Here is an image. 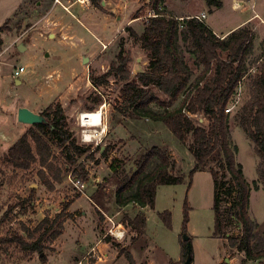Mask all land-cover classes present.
Returning <instances> with one entry per match:
<instances>
[{"label":"rangeland","instance_id":"374dc122","mask_svg":"<svg viewBox=\"0 0 264 264\" xmlns=\"http://www.w3.org/2000/svg\"><path fill=\"white\" fill-rule=\"evenodd\" d=\"M49 1L41 0L42 3L39 5L36 3L37 0H24V2L23 0H0V26L9 20L5 31L2 32L1 51L6 49L0 53V129L5 135L9 133L11 139H14L10 141L12 143L24 128L27 131L30 126H24L17 120L20 102L25 101L28 104L29 100L35 99L36 103L32 106L40 110L50 103L59 102L66 108L68 127L73 136L81 144L92 145L90 152L94 150L92 158L82 157L78 162L84 165V170L87 172V180L83 189L87 198L71 182L72 178H77L72 174L75 167L64 166V158L56 144L52 146L51 160L62 169V181L56 184L52 191L43 185L38 176L37 172L41 169L38 163L32 164L28 170L14 168L3 162L4 153L1 152V148L0 238L19 231L22 224L31 231L45 216L52 218L58 212H64L69 217L65 219L67 228L59 240L58 250L60 252L56 258L57 263L61 264L68 255L74 252L73 238H76L78 234L74 224L80 218L79 211L68 212L67 209L70 203L81 196L75 202L74 207H79L78 210L82 209L85 212L83 216L86 218H94L93 230L97 236H103L107 232L112 225L111 221L114 225L121 224L125 230V235L121 240L106 234L107 240H105L109 251H106L104 260L100 264H129L122 253L124 250L133 251L136 264H183L181 258L184 251L183 243H185L183 235L188 236L191 264H219L225 262V259L229 260L228 264H264V258L253 261L244 259V253L230 248L226 238L213 235L212 174L208 169L195 171L188 188L187 175L195 163L188 149L189 142L180 143L160 122L133 115L131 107L121 97L120 90L123 82L119 78L110 76L108 83L96 87L97 89H94L91 84V76L106 72L110 63L120 52L130 53L131 74L146 68L148 64L146 53L142 50L140 41L130 36L126 29V21L139 11L142 16L135 18L138 21L128 26L141 33L143 23L150 15L149 0H132L133 4L128 3L131 12L119 6L129 0H104L108 1L109 5L105 2L102 4L103 0H100V7H95L91 3L87 7L82 6L75 0H61L66 9L60 5L53 9V0ZM222 1L223 6L218 11L214 9L219 8L207 6L205 0H165L163 8L172 16L178 13H186L187 17L204 14V18L201 17L202 20L213 28L214 18L218 17L220 23L215 24V27L217 30H224L230 23L238 20L242 12L236 13L232 10L231 0ZM134 6L138 8L135 14L132 12ZM108 8H113L112 12ZM248 8L244 9L245 15ZM85 14H89L97 24L106 23L104 33L99 37L102 41L95 39L92 33L81 26L77 20V18L82 20V15L85 16ZM62 30L65 31L64 35L61 34ZM55 32L59 39L66 42L64 44L68 48L64 54L63 49L60 50V58L56 57L59 42L50 40L54 38ZM33 34L37 39L29 42L27 50L24 51L23 48L19 51L16 44L29 41ZM80 35L85 42L96 44L97 47L90 50L82 46L80 48L78 45L81 42ZM257 36L262 40L256 47L253 43L252 51L247 57L249 74L254 72L252 66L257 64V58L264 51V34H256L255 39ZM180 50L194 78L201 68L196 67L194 56L182 42H180ZM60 60H65V72L70 73L65 76L61 74L59 80L49 78L46 71L59 67V64H62ZM19 66L25 67V71L19 76L23 80L21 86L15 84L12 76L14 69ZM27 77L31 80L27 81ZM248 81V78L240 81L235 95L227 106L230 107L228 112L230 141L238 148L236 160L241 163L244 177L252 186L253 181L258 180V156L250 139L241 128L238 117L242 105L248 99ZM181 99L182 95L173 102L171 108L177 107ZM95 100H98V103ZM102 103L105 104L102 121V128L105 131L101 135V142L98 140L100 137H96L93 142H81L79 114L83 110L95 111ZM150 108L156 112L163 111V108L157 104H151ZM192 117L203 125L208 124V120L203 115L194 114ZM95 141L99 143L96 145ZM3 145L6 147L8 143ZM152 146H158L167 151L172 163L171 172L184 173L186 175L184 182L158 185L153 208H143L134 203H129L124 207L118 206L115 194L123 182V176L132 174L136 168L135 161ZM103 150L106 152L103 153ZM207 166L218 168L212 161H209ZM258 186L257 190L252 186L249 214L258 222L257 237L264 238V191L260 182ZM185 198L189 208L188 220L183 229ZM92 204L96 205L97 211ZM66 205H68L67 208H64ZM164 210L170 212L169 226L161 217ZM140 212L144 213L147 219L143 235H137L126 220ZM78 220H80L78 225L83 228L88 226L85 229L88 234L89 225L92 224L91 220ZM19 232L22 233L21 230ZM239 232L237 222H234L227 230L228 235H238ZM80 239L81 246H78L77 250L84 252L93 240L86 236H81ZM43 244L46 246L44 254L55 250L52 247L53 242L45 241ZM116 252H119L118 255ZM36 255L37 252L25 253L15 245L5 247L0 245V264H25L24 261ZM57 263L52 261L49 264ZM29 264L41 263L30 262Z\"/></svg>","mask_w":264,"mask_h":264},{"label":"trees","instance_id":"16d2710c","mask_svg":"<svg viewBox=\"0 0 264 264\" xmlns=\"http://www.w3.org/2000/svg\"><path fill=\"white\" fill-rule=\"evenodd\" d=\"M90 1L93 6L100 7V0ZM164 2L149 0L150 15L146 17L140 34L126 26L130 36L140 41L146 53V68L131 74V55L120 52L106 72L91 76V84L98 87L107 84L110 76L119 78L123 82L121 97L131 107L133 115L160 122L180 143L189 142L188 149L195 163L187 175L188 188L195 171L208 169L212 174L213 235L226 238L229 247L243 252L246 260L263 259L264 238L257 237L258 222L250 216L249 206L252 186L255 190L259 189L260 182L264 191V51L257 58V64L252 66L254 72L249 74L247 57L253 48V34L248 26L238 27L220 38L203 20L193 16L179 19L168 14L163 8ZM205 2L209 7H222V0ZM140 16L142 14L138 11L133 18ZM7 22L0 26V47L3 42L1 34ZM180 42L194 56L196 67L201 68L194 78L180 50ZM244 78L249 79L248 99L242 105L238 117L241 128L258 156V180H254L252 186L244 177L241 163L236 160L238 148L231 144L229 114L225 112ZM180 95L182 99L179 105L171 108ZM95 102L98 103V100ZM151 104H157L163 111L152 110ZM39 113L45 121L30 125L3 154V162L23 170L38 163L41 169L37 174L43 185L52 191L62 181V169L51 160L52 146L56 144L64 158V166L75 167L73 176L85 182L87 172L84 165L78 162L82 157H93L94 150L90 152L92 145L81 144L73 136L68 127L66 108L59 102L48 104ZM194 114L203 115L208 124L199 123L192 117ZM209 161L218 168L206 167ZM171 165L165 149L150 147L135 161L136 168L132 174L123 176V182L115 194L117 205L124 207L134 203L140 207L153 208L158 185L181 184L185 180L184 173L171 172ZM188 208L185 198L183 229L188 220ZM67 217L69 215L64 212H58L52 218L45 216L31 231L22 224V233L19 230L0 238V245H15L25 253L37 252L43 262L46 260L43 253L46 246L43 243L53 242L63 233ZM161 217L169 226L170 212L164 210ZM126 220L137 235L144 234V213H137ZM234 222L239 224L240 232L238 235H228L227 230ZM183 245L181 258L184 264L190 251L189 241ZM122 253L129 264H136L130 252L124 250ZM219 264L228 263L223 261Z\"/></svg>","mask_w":264,"mask_h":264},{"label":"crops","instance_id":"0c3cea01","mask_svg":"<svg viewBox=\"0 0 264 264\" xmlns=\"http://www.w3.org/2000/svg\"><path fill=\"white\" fill-rule=\"evenodd\" d=\"M50 1L52 2V0H50ZM231 1H232L231 2L232 10L235 11L236 13H241L242 12L241 13L242 14L241 17L238 20L230 23L224 30H217L216 29L215 24H219L220 21H219V18L218 17H215L214 18V28L212 26H210V25H209V27L213 30V32L217 36H219L220 38H223L229 32H231L232 30H234V29H236L238 27L248 26L251 29V31H252V34H253V43H254V47H256L258 45V43L262 39H260L259 36H257V38L255 39V35L258 34V33L259 34L262 33V35L264 34V0H231ZM23 2H24V0H23ZM104 2H105L106 5H109V2L108 1H104L103 0L102 1V4ZM129 2H131L133 4L134 1H132V0H129L128 2L125 1L122 4H119V6L124 7V9L130 10L129 9V4H128ZM36 3L39 4V5H41L42 2H41V0H37ZM53 5H54L53 6V9H55L56 7L57 8L59 7L58 4H53ZM20 6H21V4H20ZM222 6H223V1H222ZM247 7H249V8L247 10L248 12L245 15L244 14V11H245L244 9H246ZM108 9L111 12L113 10V8H108ZM137 9L138 8H136V6H134V9H132V12L135 14V12H136ZM218 10H220V8L219 9H214V11H218ZM129 12H131V10ZM89 14L88 15L85 14V16L82 15V17H83L82 20H80L78 18H77V20L79 21V23L81 24V26H83L86 30H88L90 33H92V35H93V37L95 39H97L98 41H102L99 37H101L102 33H104V29L106 28V23L103 24V25L102 24L95 23L92 20V18H91V16ZM185 15H187V14L186 13H183V14L182 13H178V14H176L174 16L177 17V18H181L182 16H185ZM193 16H195V15H193ZM137 19L135 20V18L130 17L129 19H127L126 24L127 25H130V23H134L135 21H138ZM58 22L60 23V21H58ZM126 24H124V25H126ZM92 30L93 31H97L99 34L98 33H94ZM64 32L65 31L62 30L61 31V34L64 35ZM2 34H1V38L3 37ZM103 37H105V36H103ZM36 39L37 38L34 37V34H33L31 36V39H29V41H21V42H18L16 45L18 47L22 43L23 44L22 49L24 48V51H25V50L28 49L29 42H31L33 40H36ZM79 39H81V42L78 43V45L80 46V48L82 46V47L88 48L90 50V49H95L97 47L96 44H92L90 42L89 43L85 42V40L83 39V37L81 35L79 36ZM50 40H52V41H58L59 42L58 43V46L59 47L56 48V53H57L56 54V57L57 58H60V50L63 49L62 53L64 54V52H66L65 50L68 49L65 46V44H64L66 42L63 41V40H61V39H59L57 37V33L56 32L54 33V38L53 39H50ZM263 46H264V42H263ZM2 47L3 46L1 45V47H0V53L2 51H4V50L1 51V48ZM60 47H61V49H60ZM54 52H55V50H54ZM136 59L138 60L139 58H136ZM60 62H62V64H59V67H56L55 69L52 68L51 70L46 71V75L49 78H56V79H58L59 77L61 78V74L65 76L67 73H70V72H65V67H64L65 60H60ZM144 63H146V61H144ZM144 65H146V64H144ZM24 71H25V69H24ZM72 72L73 71H71V73ZM55 73H57L56 76H55ZM12 76H13V74H12ZM30 80H31L30 77H27V81H30ZM14 82H15L16 85L21 86L22 83H23V80L20 79L19 77H14ZM54 82H56V81H54ZM62 82H63V80H62ZM62 82L60 83V85L62 84ZM38 90H39V88H38ZM35 101H36L35 99L29 100L28 104L25 103V101H22V102H20V104L18 106L19 107L24 106V107H27L30 110L34 111V112H38L39 113L41 110L39 108H35V107L32 106V105H34L36 103ZM26 125L27 124H24V126H26ZM25 132H26V130L24 128L23 131H22V133H20V135H18V137H16V138L18 139ZM11 140H14V139H11L9 133H6V135H5L3 133V130L0 129V146H1L0 149L2 148L1 149V152L2 153H5L7 151V149L16 141L15 140V141H12V143H10ZM5 143H8V145H6V147H4V145H3ZM83 195H84L85 198H87V195L86 194H83ZM80 197H78L72 203H70V206L68 207L67 211L68 212H74V211L77 210V211L80 212V216H79L80 218H78V219L91 220L92 224L89 225V228H90L89 231L90 232L89 233L87 232L88 234H86L85 229L88 226L85 227V228H83V226L78 225L79 222H80V220H78L77 217H76L77 220H76V223L74 224V226L77 228L78 234H77V237L76 238H73V240H74V246H73L74 252L71 255H68L67 256V259H64L61 264H100L104 260V255L106 254V251H109V250H107L108 249V243L105 240L106 233H104L103 236H97L95 234V231L93 230L94 229V227H93L94 226V218L93 219L86 218L85 216H83L85 214V212L82 209L81 210H78L79 207L78 208H75L74 207L75 202ZM94 204H92V205L94 206V208L97 211L98 208ZM74 216H76V215H74ZM146 222H147V219H146ZM64 224H65V228H64L63 233L53 241V246L52 247H54L55 250L50 251L49 253L45 254V256H46V260L45 261L42 262L40 260V258H39L40 257V254L37 253L36 256H34V257L32 256L30 259L24 261V263L25 264H29L30 262H33V263L49 264L52 261H54L55 263H57L58 261H57L56 258H57V255L60 252L58 250V245L60 244L59 240L61 239V237L63 236V234H64V232L66 231V228H67L66 221L64 222ZM81 236L82 237L86 236V237L92 238V240H93L92 242H90L88 248L84 252L83 251H80V249L77 250V247L78 246H81L80 245V241H81L80 238H81ZM131 251L132 250H130V253L133 256V259L135 260V263H136V258L134 257V253H133V251L132 252ZM118 253L116 252L117 255H118ZM88 257H92V258L89 259Z\"/></svg>","mask_w":264,"mask_h":264},{"label":"built area","instance_id":"2783aa9c","mask_svg":"<svg viewBox=\"0 0 264 264\" xmlns=\"http://www.w3.org/2000/svg\"><path fill=\"white\" fill-rule=\"evenodd\" d=\"M75 2L79 3L82 6H86V7L89 6L91 3L90 0H75ZM53 4H58V5L62 6L64 9H66V6L63 5L61 0H53ZM204 16L205 15L202 14L201 16L195 15L193 17H196L197 19L202 20V18H204ZM103 47H105V45H103ZM24 69H25L24 66H19L18 68H15L13 71V76L19 77L21 75V73L24 71ZM94 89H97V88L94 87ZM104 108H105V104L102 103L99 105V108L97 109V110L101 111V123L97 127L88 126V124H86L87 123V120H86L87 117H82V115L79 114V116H78L79 123L78 124L81 127L79 139L81 142H84V143L93 142V140H95L96 137H98V138L100 137L98 139L99 141L102 139L101 135L105 131L102 128L103 127L102 121H103V116H104ZM229 111H230V107L227 106L225 109V112H229ZM95 142H96V145L99 143L98 141H95ZM69 177H71V176H69ZM71 182L73 183V185L77 189H79L80 191L83 192V189L85 188V182L80 181L79 179H75V178H72ZM83 194H85V193L83 192ZM111 223H112V225H111V227H109L106 234L111 235L112 237H114L117 240H121L125 235V230L123 229V226L121 224H115L114 225L112 221H111Z\"/></svg>","mask_w":264,"mask_h":264},{"label":"water","instance_id":"95a60500","mask_svg":"<svg viewBox=\"0 0 264 264\" xmlns=\"http://www.w3.org/2000/svg\"><path fill=\"white\" fill-rule=\"evenodd\" d=\"M22 46L23 44L21 43L18 46V50H22ZM17 120L20 123L23 124H27V125H34V124H39L45 121L44 116H42L40 113L38 112H34L32 110H30L27 107H19L17 110ZM183 240L187 241L188 240V236L187 235H183ZM191 252L188 251L186 259L184 261V264H191ZM228 259H225V262L228 263Z\"/></svg>","mask_w":264,"mask_h":264},{"label":"bare ground","instance_id":"6f19581e","mask_svg":"<svg viewBox=\"0 0 264 264\" xmlns=\"http://www.w3.org/2000/svg\"><path fill=\"white\" fill-rule=\"evenodd\" d=\"M80 113V112H79ZM80 115L82 117H87V123L90 127H97L101 123V111L95 110V111H81ZM84 120V119H83Z\"/></svg>","mask_w":264,"mask_h":264}]
</instances>
